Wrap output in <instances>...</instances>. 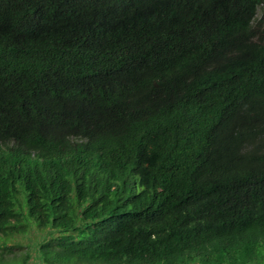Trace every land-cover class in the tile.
I'll return each instance as SVG.
<instances>
[{"label":"trees","instance_id":"trees-1","mask_svg":"<svg viewBox=\"0 0 264 264\" xmlns=\"http://www.w3.org/2000/svg\"><path fill=\"white\" fill-rule=\"evenodd\" d=\"M260 2L0 0V264H264Z\"/></svg>","mask_w":264,"mask_h":264},{"label":"clouds","instance_id":"clouds-1","mask_svg":"<svg viewBox=\"0 0 264 264\" xmlns=\"http://www.w3.org/2000/svg\"><path fill=\"white\" fill-rule=\"evenodd\" d=\"M254 17L248 25V30L254 34V39L257 42V46L261 49V54H264V36H258L257 31L264 26V2L257 3L254 8ZM253 24L255 26H253ZM263 60L250 59L240 64L235 68L255 69L256 73H251L243 78L249 83V89L253 96L260 98V102L264 97V68Z\"/></svg>","mask_w":264,"mask_h":264},{"label":"rangeland","instance_id":"rangeland-1","mask_svg":"<svg viewBox=\"0 0 264 264\" xmlns=\"http://www.w3.org/2000/svg\"><path fill=\"white\" fill-rule=\"evenodd\" d=\"M45 234H46L45 231H40L33 227L32 229L29 230L28 234H26L24 237H18L17 239H19V242H22L23 244H25V243L32 242L35 239L40 240V237H42V235L44 236Z\"/></svg>","mask_w":264,"mask_h":264},{"label":"bare ground","instance_id":"bare-ground-1","mask_svg":"<svg viewBox=\"0 0 264 264\" xmlns=\"http://www.w3.org/2000/svg\"><path fill=\"white\" fill-rule=\"evenodd\" d=\"M6 53V52H5ZM146 59V58H145ZM26 66V65H25ZM255 72V71H254ZM184 107V106H183ZM185 109V108H184Z\"/></svg>","mask_w":264,"mask_h":264}]
</instances>
